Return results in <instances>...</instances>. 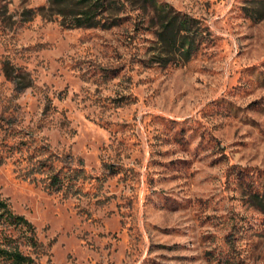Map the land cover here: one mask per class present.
<instances>
[{
	"label": "rangeland",
	"instance_id": "obj_1",
	"mask_svg": "<svg viewBox=\"0 0 264 264\" xmlns=\"http://www.w3.org/2000/svg\"><path fill=\"white\" fill-rule=\"evenodd\" d=\"M112 1L114 27L68 29L0 0V197L40 264H264V0H157L199 20L181 66L154 10ZM28 146L83 168L82 193L34 181Z\"/></svg>",
	"mask_w": 264,
	"mask_h": 264
},
{
	"label": "trees",
	"instance_id": "obj_2",
	"mask_svg": "<svg viewBox=\"0 0 264 264\" xmlns=\"http://www.w3.org/2000/svg\"><path fill=\"white\" fill-rule=\"evenodd\" d=\"M56 9L59 15L66 20L62 26L68 29H91L117 25L118 21L111 24H102L99 18L106 12L116 9L118 2L112 0H47ZM144 9L149 7L156 13L161 26L159 40L165 48L170 63V57L178 58L177 65H185L198 53L199 43L196 37L190 36L199 20L173 11L172 6L158 4L157 0H137ZM145 10V11H146ZM263 17V16H262ZM259 18L258 20L262 19ZM167 65V64H166ZM27 140L13 143L12 151L23 150ZM26 151L31 152L30 159H37L33 170V180H42L45 189L50 193H62L65 196L82 193L85 180L88 178L83 168H66L59 159H55L50 148L45 146H28ZM255 203L264 214V195L256 194ZM23 246L32 249L36 257L23 251ZM45 254L44 245L39 241L35 225L22 215L14 213L7 200L0 197V264H40L39 258Z\"/></svg>",
	"mask_w": 264,
	"mask_h": 264
}]
</instances>
